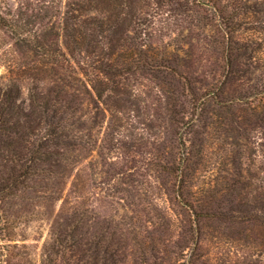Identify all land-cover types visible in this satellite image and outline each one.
I'll list each match as a JSON object with an SVG mask.
<instances>
[{
  "label": "trees",
  "instance_id": "16d2710c",
  "mask_svg": "<svg viewBox=\"0 0 264 264\" xmlns=\"http://www.w3.org/2000/svg\"><path fill=\"white\" fill-rule=\"evenodd\" d=\"M220 2L1 0L0 264H264V110L224 128L260 92L229 86L252 61ZM121 185L145 223L90 208Z\"/></svg>",
  "mask_w": 264,
  "mask_h": 264
},
{
  "label": "rangeland",
  "instance_id": "374dc122",
  "mask_svg": "<svg viewBox=\"0 0 264 264\" xmlns=\"http://www.w3.org/2000/svg\"><path fill=\"white\" fill-rule=\"evenodd\" d=\"M16 1L17 0H9V3L11 6L15 7ZM211 1L213 0H210V2ZM232 4L236 6L234 7L235 9H232ZM226 5H230V8H228L226 13H223L225 18L230 16L231 14L233 17L237 16L235 18L238 19L237 21L230 20L227 23L230 28L235 27L236 33H234V39L240 40L242 45L246 44L249 46L248 50L245 51V56L240 60L244 64L247 63V61H252V63L248 62L249 64L247 66H242L243 69H245V77H243L241 81L237 82H235V80L233 79L229 80V86L234 88L238 87L239 84H241V86L239 87H241V90L246 91L247 93L255 92L253 91L255 88L259 90L260 93H257L256 95L247 99L236 101V103H234L236 106H234L233 111H231L233 112V114L229 115L230 117H233V119H229V122H232V124H226L224 128L226 129V131L231 130L230 135L238 138L237 129L240 127L243 128L245 124L247 128L251 129L247 134V136L249 137L251 134H254V125H252V128L248 126H250V122L254 123L256 119V116H254L255 111L264 110V0H221L219 6L223 8ZM1 13L2 3L0 0V15ZM217 22L218 21L216 20V23L214 25H216ZM211 27L214 29L217 28V26ZM212 31L213 30L209 27L208 33L211 34ZM173 38L178 40L177 46L184 48L182 52L180 51L181 55L184 54L186 52V49L189 47L192 50V53L196 51L197 54H199L200 49H202V47H199L200 44L198 45L197 41L194 40L191 35H188V31H183L181 33L180 31H177L176 35H174ZM251 56L252 59L249 60ZM8 77L9 72L6 64L3 63L0 59V83H6ZM239 137H244L243 129H241V136ZM226 140L233 139L227 137ZM242 143H244V141ZM249 146H251L252 149L255 148L251 144H249ZM160 148L162 147H159V149ZM208 150L215 152L217 150L216 143L212 142ZM97 157L98 156L95 154V157L93 159L94 162H92L93 167L96 168L100 166L97 164L100 161L99 157ZM98 170L99 168L96 169V171ZM119 188L123 190L117 192L116 194H114V196H110L112 192H108V194L103 192L100 193V196H97V198L99 197V200H96V198L88 200L90 208L98 210L97 208L100 207L99 211L104 214H109V212L111 215L116 214V219L118 222L131 223V218L135 217L136 221L137 219H142V222L145 223V220H148V216H146L142 210L136 212V210L132 209L133 207L130 206L133 202L137 201L131 195V188H129V191H126V189H128V186L126 185H121L119 186ZM97 192H99V190ZM60 204L61 203L57 205V209H59ZM49 231L50 224H48L46 221H40L39 223L33 224L32 229L27 231L30 238L28 243L34 244V246H36V253H39L41 245L48 238L50 233ZM41 235L42 239H40ZM38 237L40 240H38L37 242L33 241V238ZM37 247L39 248L37 249ZM219 248H221V246H219ZM224 248L225 246L223 247L222 252L219 255V262H221V264H231L232 262H234V259H232L234 256L233 254H231V256L228 255L227 250L225 252Z\"/></svg>",
  "mask_w": 264,
  "mask_h": 264
}]
</instances>
